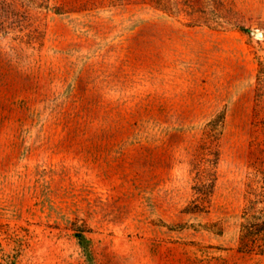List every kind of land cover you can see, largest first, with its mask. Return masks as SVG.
<instances>
[{
	"label": "rangeland",
	"instance_id": "obj_1",
	"mask_svg": "<svg viewBox=\"0 0 264 264\" xmlns=\"http://www.w3.org/2000/svg\"><path fill=\"white\" fill-rule=\"evenodd\" d=\"M233 2L264 31V0ZM34 21L0 35V264H264L238 251L264 37L146 5Z\"/></svg>",
	"mask_w": 264,
	"mask_h": 264
},
{
	"label": "trees",
	"instance_id": "obj_2",
	"mask_svg": "<svg viewBox=\"0 0 264 264\" xmlns=\"http://www.w3.org/2000/svg\"><path fill=\"white\" fill-rule=\"evenodd\" d=\"M146 5L187 26L207 27L217 31L239 30L250 35V29L241 25V14L233 0H0V35L25 33L31 41L42 39V30L36 25L37 12L51 10L57 14L92 11L104 7ZM255 99L253 125L259 135L253 141V170L249 172L245 191V205L238 238V251L264 255V55L256 56ZM218 117V116H217ZM207 124L206 142L218 139L224 115ZM205 154V153H204ZM215 156V158H211ZM218 153L211 147L197 163L200 186L196 188L203 197L212 194L216 181ZM201 164L202 166H200Z\"/></svg>",
	"mask_w": 264,
	"mask_h": 264
},
{
	"label": "water",
	"instance_id": "obj_3",
	"mask_svg": "<svg viewBox=\"0 0 264 264\" xmlns=\"http://www.w3.org/2000/svg\"><path fill=\"white\" fill-rule=\"evenodd\" d=\"M253 33L256 34V36H258V37H264V31H257V32L253 31Z\"/></svg>",
	"mask_w": 264,
	"mask_h": 264
}]
</instances>
